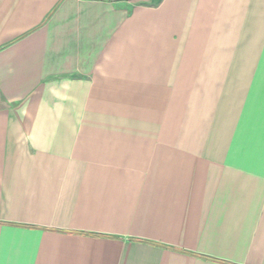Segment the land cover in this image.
<instances>
[{
    "label": "crops",
    "instance_id": "0c3cea01",
    "mask_svg": "<svg viewBox=\"0 0 264 264\" xmlns=\"http://www.w3.org/2000/svg\"><path fill=\"white\" fill-rule=\"evenodd\" d=\"M0 264H264V0H0Z\"/></svg>",
    "mask_w": 264,
    "mask_h": 264
}]
</instances>
